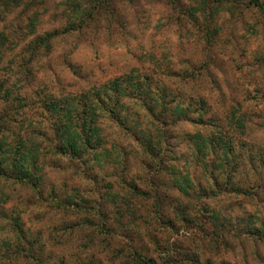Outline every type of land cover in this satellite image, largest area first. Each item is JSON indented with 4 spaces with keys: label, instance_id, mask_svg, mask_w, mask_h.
Here are the masks:
<instances>
[{
    "label": "rangeland",
    "instance_id": "1",
    "mask_svg": "<svg viewBox=\"0 0 264 264\" xmlns=\"http://www.w3.org/2000/svg\"><path fill=\"white\" fill-rule=\"evenodd\" d=\"M202 2L22 0L8 7L9 2H1L7 11L0 16V84L5 85L3 89L1 84L0 116L12 108L3 97L5 89L25 95L30 103L27 112L38 113L34 102L41 95L75 93L133 70L169 86L176 101L190 99L185 94L204 97L215 113L212 119L210 109L205 111L206 123L169 115L167 123L155 125L145 108L125 100L131 113L128 126L111 120L104 125L105 146L112 149L107 164L59 159L47 171L44 194L8 183L5 190L12 200L7 207L26 209L20 213L22 221L32 230L29 235L44 245L46 264H124L136 247L157 264H190L179 257L186 252L198 253L194 264H264V242L254 241L245 228L249 214L264 217V194L245 199L230 190L218 193L212 168L199 160L191 142L193 133L218 135L217 125H224L238 137L242 157L236 162L241 160L248 168L236 179L260 178L249 156L264 155V3L209 0L207 6L213 7L206 9L213 13L209 22L205 13L198 12V19L190 15V7ZM79 14L86 21L81 27L74 22ZM47 33L51 36L41 41L39 35ZM38 114L35 124L51 132L47 121L38 124ZM233 115L243 117L246 125L239 128L230 120ZM146 133L154 138L165 134L161 154L146 152L142 141ZM118 153L126 157V169L117 167ZM179 171L194 185L193 220L188 225L174 213L179 201L189 199L174 185V173ZM52 187L59 192L62 208L50 195ZM127 190L136 207L109 200L112 191ZM81 194L92 198L91 203H69ZM215 209L229 217L224 230L218 231L229 233L222 243L213 240L214 225L202 222H209ZM156 213L162 215L160 223ZM3 224L0 220L1 240L6 236Z\"/></svg>",
    "mask_w": 264,
    "mask_h": 264
},
{
    "label": "trees",
    "instance_id": "2",
    "mask_svg": "<svg viewBox=\"0 0 264 264\" xmlns=\"http://www.w3.org/2000/svg\"><path fill=\"white\" fill-rule=\"evenodd\" d=\"M2 1L9 2L5 3V6L8 7L17 6L21 4L22 0H0V16L2 12L7 11L3 8ZM202 1V3H197L190 7V15L197 19L200 16L198 12L201 14H207L208 12L206 9L209 0ZM227 2L234 5L235 3H246L247 6L262 5L264 3L262 0H227ZM208 8L213 9V7ZM77 12L80 13V10H77ZM94 12L96 11L93 10L91 13ZM205 17L210 22L213 19V13L210 12ZM84 20L85 17L79 14L74 22L81 27L86 23ZM32 26L34 30L36 24L34 23ZM209 35H207L208 38ZM46 36L39 35V39L46 42L51 34L47 33ZM192 76L194 77V73L191 72ZM1 84L3 88L5 85ZM1 84L0 91H2ZM171 95L175 96L176 93L166 84L152 81L150 76H144L133 70L75 93L59 96L53 94L41 95L39 102H34L39 108L38 114L36 109L31 113L27 112L30 103L25 95L16 94L12 89H5L3 97L7 100L8 106H12V108L9 107L0 116V220L5 222L2 228L6 231V236L2 240L0 239V253L2 254L0 256V264H12L11 260L20 261L21 264H32L35 261L38 264H46L44 245L38 243L39 237L29 235L32 230L26 228L24 221H22L20 213L25 212L26 209L16 206L7 207L12 200V195L5 190L8 183L28 186L36 192L44 194L47 171L56 167L53 164H58L59 159L68 158L79 163L92 161L100 166L107 164L109 161L107 162L106 160L111 158L112 149L105 146L107 141L104 125H106L108 120H111L128 126L131 113L128 112L130 108L125 104L127 100L137 102V105L145 108L151 115L152 122L155 125L167 123L169 115L179 120L206 123L204 113L208 109H210L211 118L214 119L215 113L212 108H208L209 105L207 104L209 103L204 97L201 96L196 99L195 97H189L191 95L185 94L184 97L186 96L190 99L176 101L174 97H172L173 99L170 97ZM192 112H198V114ZM37 114L40 116L37 117L38 124L47 121L51 132L47 133V130L38 128L35 124L36 120H33ZM230 120L238 123L239 128H243L246 125L243 117L233 115ZM13 122L16 124L15 127L11 126ZM137 124H140V122H137ZM217 126L218 129L221 127L218 135H206L200 131L191 135V142L197 152V157L204 163L205 167L209 165L212 168V179L218 189L217 192L220 193L223 189L230 190L233 193L243 195L242 198L245 199L246 196H256V193L264 194V176L262 175L264 155L259 153L256 156V154L254 155L253 152H250L251 155L249 156L251 165L257 166V169L253 168V170L260 175V178L252 180L249 176L245 179L239 178L237 180V175L246 173V169L248 170L245 162L243 164H241V160L236 162L237 157H240V159L242 157L238 153L239 142L236 141L238 137L234 133L230 134L224 125L219 124ZM133 127L134 125L130 128ZM158 128L159 131L163 132L160 127ZM135 133L138 134L137 131ZM164 136L165 134L163 133L159 137L154 138L146 133V138L142 139L146 152L150 155L161 154L164 146ZM139 138H141L140 134ZM112 146L116 149L115 145ZM119 154L116 158V165L119 169H126V157H122ZM211 155H213L212 159H209L208 157ZM224 176H226V181L221 179ZM184 177L185 174L181 171L174 173V185L182 194L189 198L179 201L174 213L181 222L188 225L193 220L190 216V211L191 189L194 185ZM133 185L136 190H140L135 183ZM123 188L126 189V187ZM58 193L53 187L50 189V195L54 198V202L57 203L56 206L62 208L64 203L61 198L59 201L57 200ZM132 194L131 190H127L125 193L112 191L110 193L111 199L109 200L115 204L119 202V206L127 204L129 208L131 206L136 207L135 202L132 201L134 197ZM137 194L143 195L141 192ZM76 197L78 198L73 199L74 201L71 200L69 203L73 204L75 202L77 206H86L87 203L90 204L92 201V198L82 194ZM29 202L34 203L33 201ZM136 210L137 208L133 211L135 215L137 213ZM116 214L119 213L116 211ZM249 215L245 227L246 233L254 237V241L264 242V217L253 213ZM161 216L156 213L154 216L156 222L160 223ZM222 218L223 215L220 214V211L215 209L209 222L202 221L205 224L214 225L213 230L215 233L213 232V234L217 237L213 238V240L218 243L225 242V236L229 234L218 232L224 230L229 217ZM197 224L200 225V222H197ZM231 224L233 223L229 225ZM203 226L205 228V225ZM179 255V257L188 259L190 264H194L196 261L195 257H197V261H199L200 257L198 253L191 255L189 252ZM5 258H8V260H5ZM208 263L212 264V262ZM124 264H157V260L153 256H148L146 251L136 247Z\"/></svg>",
    "mask_w": 264,
    "mask_h": 264
}]
</instances>
